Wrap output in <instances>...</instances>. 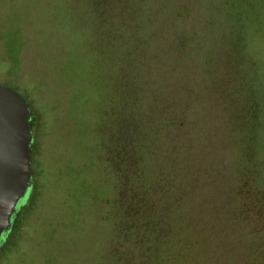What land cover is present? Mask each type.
<instances>
[{
	"label": "rangeland",
	"instance_id": "1",
	"mask_svg": "<svg viewBox=\"0 0 264 264\" xmlns=\"http://www.w3.org/2000/svg\"><path fill=\"white\" fill-rule=\"evenodd\" d=\"M93 3L0 0V85L33 109L44 169L0 264H113L125 117L148 181L182 194L168 263L264 264V0Z\"/></svg>",
	"mask_w": 264,
	"mask_h": 264
},
{
	"label": "trees",
	"instance_id": "2",
	"mask_svg": "<svg viewBox=\"0 0 264 264\" xmlns=\"http://www.w3.org/2000/svg\"><path fill=\"white\" fill-rule=\"evenodd\" d=\"M119 0H94V6L102 19L116 13ZM33 110V109H32ZM37 117L33 115L31 126L35 133L33 146L34 191L28 205L15 222V229L3 246L4 249L16 233L19 219L33 200L43 190V161L38 136ZM112 141L109 165L118 179L119 191L114 200L116 213V235L110 254L113 264H169L167 242L175 230L174 208L182 201L180 189L174 184L165 187L167 175L161 171L152 182L148 181L146 166L139 156L142 148H148L146 135L138 138L134 124L122 118ZM140 140V142H139ZM40 157V160H39ZM1 249V250H2ZM0 250V251H1Z\"/></svg>",
	"mask_w": 264,
	"mask_h": 264
},
{
	"label": "water",
	"instance_id": "3",
	"mask_svg": "<svg viewBox=\"0 0 264 264\" xmlns=\"http://www.w3.org/2000/svg\"><path fill=\"white\" fill-rule=\"evenodd\" d=\"M32 119L27 100L0 85V250L34 191Z\"/></svg>",
	"mask_w": 264,
	"mask_h": 264
}]
</instances>
